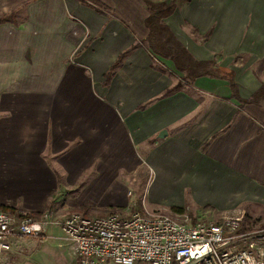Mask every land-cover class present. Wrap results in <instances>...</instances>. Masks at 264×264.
<instances>
[{
  "label": "crops",
  "instance_id": "crops-1",
  "mask_svg": "<svg viewBox=\"0 0 264 264\" xmlns=\"http://www.w3.org/2000/svg\"><path fill=\"white\" fill-rule=\"evenodd\" d=\"M177 2L165 22L195 58L230 72L243 100L227 79L187 84L172 60L153 55L143 0H0L1 206L23 214L53 201L61 221L87 201L90 188L75 198L87 182L120 174L128 197L137 161L150 172L145 210L196 221L264 205V101H250L264 85V0ZM96 161L89 180L83 168ZM11 249L16 264H80L59 223Z\"/></svg>",
  "mask_w": 264,
  "mask_h": 264
},
{
  "label": "built area",
  "instance_id": "built-area-1",
  "mask_svg": "<svg viewBox=\"0 0 264 264\" xmlns=\"http://www.w3.org/2000/svg\"><path fill=\"white\" fill-rule=\"evenodd\" d=\"M246 210L223 212L219 221L145 210L85 215L57 221L0 210V258L16 238L41 236L60 224L80 264H264V227L244 228Z\"/></svg>",
  "mask_w": 264,
  "mask_h": 264
},
{
  "label": "trees",
  "instance_id": "trees-1",
  "mask_svg": "<svg viewBox=\"0 0 264 264\" xmlns=\"http://www.w3.org/2000/svg\"><path fill=\"white\" fill-rule=\"evenodd\" d=\"M149 15L146 18L145 25L148 28V36L146 38V44L153 55L163 57L165 59H170L173 61L175 68L183 72L182 79L187 83H192L197 77L200 76H215L219 78H225L230 82L232 88V93L235 97L240 98L238 93V85L234 81L230 72H225L219 69H215L213 63L209 60H200L193 56V54L188 50V48L182 43L175 33L172 31L171 27L165 22V19L170 16L178 6L177 0H172L171 2L167 1H154V0H143ZM135 47L133 45L130 49H127L120 53L116 61L111 66L110 70L106 73L105 84H108L112 76L115 73V70L125 57L128 55L131 48ZM183 82L179 81L166 93H171L175 90L182 88ZM243 100V99H241ZM253 102L259 103L264 101V85L252 95L251 100ZM139 204V203H138ZM54 207V202L46 207L40 212L28 213L34 218H40L45 212H52ZM12 214L17 215L18 217L22 216V212L16 210L15 207H10ZM247 216V215H246ZM246 218V217H245ZM244 219V228H248L245 224Z\"/></svg>",
  "mask_w": 264,
  "mask_h": 264
},
{
  "label": "rangeland",
  "instance_id": "rangeland-1",
  "mask_svg": "<svg viewBox=\"0 0 264 264\" xmlns=\"http://www.w3.org/2000/svg\"><path fill=\"white\" fill-rule=\"evenodd\" d=\"M91 153V152H90ZM94 154H96L97 152H93ZM109 153V152H108ZM138 154L140 156H143V152H138ZM111 155V154H110ZM108 155L107 158V162L113 163L112 160V156ZM141 160V159H140ZM91 163V161H90ZM97 161L95 163H93L92 166H87L85 168H83L85 170L86 175H88L86 178H88L89 180H92L90 178L92 177V173H96L97 174ZM136 171L134 173V179L133 182L134 184H131L130 188H132V193L128 196L125 197L124 192L127 190V188H124V186L122 185V183H120L119 181L124 180L123 177L119 175H115L114 178L111 177V179L109 180H105L108 183H105L103 185H100L98 183H95L93 186H91V183H85L83 184L81 187L78 186L75 189V192L78 190L77 195L75 196L76 200L78 199H82L83 196V191L80 192L83 188L85 189H91V192H88V194L85 196L87 201H83L82 204L80 206H78V208H73L74 212H81L85 215H93V213H95V215H104V214H108L110 212H128L125 211L127 208H124V202L129 203V205H133L135 204V202H139V204L137 205L136 208H134V211H141L142 213L145 212V208H143L142 204L144 205V201H146L147 203V199H148V194H145L144 196V192H143V188L145 187L146 184V180L149 177V169L148 167L142 163V162H138L137 161V166H136ZM112 169V168H110ZM124 170H127L126 168H124ZM91 175V176H90ZM90 176V177H89ZM130 177V176H129ZM131 178V177H130ZM102 180V179H101ZM6 185V183H4ZM98 185H100V187H98ZM58 195V194H57ZM67 195V194H66ZM65 194H63L62 197L57 198V200L55 201L56 203H61L63 202L65 199L64 196H66ZM59 196V195H58ZM57 196V197H58ZM67 198V197H66ZM73 201V200H71ZM11 203H13L14 201L11 200L9 201ZM6 205V206H5ZM4 206L0 205V209H3L4 211H10V204H5ZM14 205V204H12ZM134 206V205H133ZM240 208H243L246 210V218H245V224L248 228L250 229H255V228H260V227H264V205H255L252 204L251 206H249V214L247 209L244 206H239ZM124 208V209H123ZM129 210V209H128ZM28 210H24V213ZM131 211V210H129ZM161 213H166L163 210L162 211H158ZM28 214V213H27ZM169 214V213H167ZM172 215V214H170ZM223 215V212L220 216V218L218 216H213L214 218H209L212 221H219L221 219ZM31 216V215H30ZM203 217V216H202ZM201 217V218H202ZM192 219V218H191ZM202 219H206V218H202ZM219 219V220H217ZM18 243L15 245L14 249L19 248L22 249V244ZM19 252H22L19 251ZM17 254H16V250L13 251V249H11V252H7L5 253L2 258L0 259V264H16L14 262H12L15 258H16ZM13 257V259H11Z\"/></svg>",
  "mask_w": 264,
  "mask_h": 264
},
{
  "label": "water",
  "instance_id": "water-1",
  "mask_svg": "<svg viewBox=\"0 0 264 264\" xmlns=\"http://www.w3.org/2000/svg\"><path fill=\"white\" fill-rule=\"evenodd\" d=\"M167 130H162V132L160 133V137H165L167 135Z\"/></svg>",
  "mask_w": 264,
  "mask_h": 264
}]
</instances>
